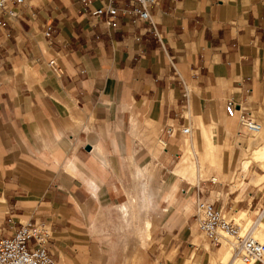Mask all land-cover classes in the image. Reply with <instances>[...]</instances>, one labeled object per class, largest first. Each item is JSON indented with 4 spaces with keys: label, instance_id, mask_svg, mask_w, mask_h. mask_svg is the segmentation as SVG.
Instances as JSON below:
<instances>
[{
    "label": "crops",
    "instance_id": "1",
    "mask_svg": "<svg viewBox=\"0 0 264 264\" xmlns=\"http://www.w3.org/2000/svg\"><path fill=\"white\" fill-rule=\"evenodd\" d=\"M104 1L25 0L0 27V238L46 220L58 264H108L106 243L110 264H142L163 198L175 208L157 232L162 264H236L197 243L195 214L207 199L254 234L264 223V164L225 109L233 99L264 121V0H160L150 21L117 28L92 14ZM196 157L216 179L194 177ZM135 225L146 240L129 250Z\"/></svg>",
    "mask_w": 264,
    "mask_h": 264
},
{
    "label": "built area",
    "instance_id": "2",
    "mask_svg": "<svg viewBox=\"0 0 264 264\" xmlns=\"http://www.w3.org/2000/svg\"><path fill=\"white\" fill-rule=\"evenodd\" d=\"M90 2V0H81ZM160 0H106L92 11L94 16L103 17V24L108 28L119 26V17H128L134 24L151 20V8ZM25 0H0V27L6 26L5 17L17 18L16 7ZM152 30L161 40L160 30L156 25ZM53 26H48L47 36H51ZM48 63L57 76L63 74V68L56 57ZM230 116L238 114L241 124L249 131H257L261 124L248 112L239 111L233 99L225 105ZM182 131H191L184 126ZM196 218L199 228L206 234L214 246L231 242L235 253L246 264H264V241L254 235L251 229L243 230L231 210H225L207 199H200L197 204ZM53 229L46 220L30 219L22 222L13 234L0 238V264H58L52 252Z\"/></svg>",
    "mask_w": 264,
    "mask_h": 264
},
{
    "label": "rangeland",
    "instance_id": "3",
    "mask_svg": "<svg viewBox=\"0 0 264 264\" xmlns=\"http://www.w3.org/2000/svg\"><path fill=\"white\" fill-rule=\"evenodd\" d=\"M258 120L260 121V119L258 118ZM262 125L264 126V121L261 122ZM243 126V128L241 129V127ZM239 129H241L243 131V135L240 137L242 139V141L246 142L247 139L249 138V145L248 146H245V148L249 147L248 149L251 151H253L255 154H260V157L259 158L262 163L264 164V148H261V146H258V147H255V148H252L250 146V144L254 141V140H258L260 138V141L264 138V128L262 130V132L258 133V134H253L252 131H249L243 124H239ZM254 139V140H253ZM258 141V143L260 142ZM264 145V143H263ZM262 145V146H263ZM250 152H247V157L250 156ZM198 157H196V163L194 162L193 164V167L194 169L196 170V173L194 174V177L197 175V173H199V175H202L203 176V171L202 170H205L206 173L205 175L209 174L210 172H213V178L216 179L217 178V175H218V172L221 171V169H218L217 171H215L216 169H196V166L197 164H199L202 168L206 167V165H202L199 158L197 159ZM248 161L250 160H244V163H243V166H248L249 163ZM246 162V163H245ZM211 166V165H210ZM183 174V173H182ZM185 175V174H184ZM168 207V210H166L164 212V214L162 215V218L161 220H159L157 222V229H156V232L154 234V231L155 229L151 230L150 234L153 235V238L152 240L148 243V245H146V247L143 249V252H142V264H162L161 262V259H160V255H159V250L157 248V246L159 245L157 243V239H158V236H157V232L159 231H162V232H165V229H167V226L168 225H165L166 224V221L170 218V214L172 213V211L174 210V206L172 205H167V201L163 200L162 198V209H166ZM237 220L242 224L243 226V230H247L249 229V225L251 223V219L249 217L246 216V214H240L238 216H236ZM110 219V218H109ZM117 221H112V220H108L106 221V224L108 226V234H111L113 239L114 240H118V238L123 235L122 232L120 230H117L115 229V225L117 226ZM134 228V225L132 226ZM131 235L129 238L125 239L126 240V248H130L129 250H131V247H137V245L135 244H138V245H143V243L145 242L146 239H141V233L137 232L136 231V225H135V229L131 230ZM107 234V235H108ZM198 234H199V240H197V243H201V239H203L205 242H206V245H208V241H206V234L202 231H198ZM257 238H259L260 240L264 241V223H260L258 228H257V232H255L254 234ZM140 238V239H139ZM164 239V238H163ZM122 243V242H121ZM107 247V251L108 253L105 255V257L108 258V264H110L111 262V254H110V250H111V246L108 245L106 243ZM229 244H226L224 246H222L221 248L223 247H228ZM219 247V246H218ZM219 248V250L221 249ZM124 248L123 246H119L118 247V259L119 260H123V255H124V252H123ZM126 250V249H125ZM233 250V248H232ZM222 264H227L226 262H223ZM236 264H243L241 261L237 262ZM246 264V263H245Z\"/></svg>",
    "mask_w": 264,
    "mask_h": 264
},
{
    "label": "bare ground",
    "instance_id": "4",
    "mask_svg": "<svg viewBox=\"0 0 264 264\" xmlns=\"http://www.w3.org/2000/svg\"><path fill=\"white\" fill-rule=\"evenodd\" d=\"M260 123V122H259ZM261 124V123H260ZM243 128V126L241 127V129ZM262 130H263V125L261 124V127H260V129L259 130H257V131H252L253 132V134H258V133H260V132H262ZM254 140V139H253ZM258 141H260V138L258 139V140H254L251 144H250V146L251 145H254V144H257L258 143ZM148 194V193H147ZM145 195V200H144V202H143V206L141 205V209H142V211L144 212L143 214H145V213H148L149 211H150V209L151 208H153V205H152V203L150 202V200L152 201V199H149V196L148 195ZM154 203V202H153ZM151 205H152V207H151ZM124 212L126 213V214H128V211L126 210V209H124ZM151 212V211H150ZM149 212V213H150ZM131 213V212H130ZM254 232V231H253ZM226 244H229L228 245V249L233 253V256L234 257H236L238 260H240L243 264H245L244 263V261L235 253V251H234V247H233V245H232V243L231 242H225L224 243V245H226ZM224 245H222V246H224ZM232 248H233V250H232ZM227 253V252H226ZM234 264V263H233Z\"/></svg>",
    "mask_w": 264,
    "mask_h": 264
}]
</instances>
